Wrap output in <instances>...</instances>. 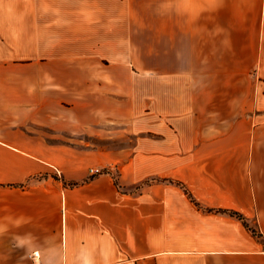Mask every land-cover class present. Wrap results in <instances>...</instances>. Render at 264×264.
<instances>
[{"label": "crops", "instance_id": "crops-1", "mask_svg": "<svg viewBox=\"0 0 264 264\" xmlns=\"http://www.w3.org/2000/svg\"><path fill=\"white\" fill-rule=\"evenodd\" d=\"M0 264H264V0H0Z\"/></svg>", "mask_w": 264, "mask_h": 264}, {"label": "rangeland", "instance_id": "rangeland-1", "mask_svg": "<svg viewBox=\"0 0 264 264\" xmlns=\"http://www.w3.org/2000/svg\"><path fill=\"white\" fill-rule=\"evenodd\" d=\"M132 6L133 9H139V10H145V2H132ZM140 24H145V17H140ZM140 41H144L145 42V34H140ZM88 143V145H90V147L93 148H122V149H129L132 146V138L131 137H120V138H116V139H106V140H98V139H86V141ZM123 163L120 162H114L111 165H109L108 167H105L103 169H98V170H102L103 174H110L112 176V178L114 179V182L116 184L119 185V181H118V169L119 167L122 166ZM92 170V169H90ZM90 170H89V174H90ZM95 170V169H93ZM97 175H92L90 174V176H98ZM148 181L145 180L143 183L138 184V186H142V184L147 183ZM136 187L134 186L133 188H128L127 191L130 192H135ZM250 229H254L255 228L253 226H250L248 224ZM256 231V230H255Z\"/></svg>", "mask_w": 264, "mask_h": 264}, {"label": "trees", "instance_id": "trees-1", "mask_svg": "<svg viewBox=\"0 0 264 264\" xmlns=\"http://www.w3.org/2000/svg\"><path fill=\"white\" fill-rule=\"evenodd\" d=\"M64 185H67V186H75L76 183H73V182H69V183L68 182H64ZM224 213H228L230 216L238 219L239 221H241V223L246 228H248L252 232V234L257 235V232L254 229H250L249 228L248 221H247V219L243 215H241L240 213L235 212V211H224Z\"/></svg>", "mask_w": 264, "mask_h": 264}, {"label": "built area", "instance_id": "built-area-1", "mask_svg": "<svg viewBox=\"0 0 264 264\" xmlns=\"http://www.w3.org/2000/svg\"><path fill=\"white\" fill-rule=\"evenodd\" d=\"M90 174H92V175H97V174H99V175H102L103 174V171L102 170H98V169H95V170H90Z\"/></svg>", "mask_w": 264, "mask_h": 264}]
</instances>
